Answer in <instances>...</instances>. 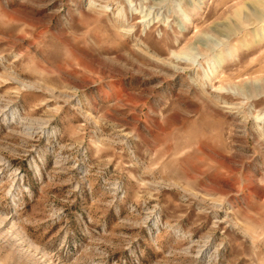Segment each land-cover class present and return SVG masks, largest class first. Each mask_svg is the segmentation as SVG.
I'll return each mask as SVG.
<instances>
[{
	"label": "rangeland",
	"instance_id": "rangeland-1",
	"mask_svg": "<svg viewBox=\"0 0 264 264\" xmlns=\"http://www.w3.org/2000/svg\"><path fill=\"white\" fill-rule=\"evenodd\" d=\"M0 264H264V0H0Z\"/></svg>",
	"mask_w": 264,
	"mask_h": 264
}]
</instances>
